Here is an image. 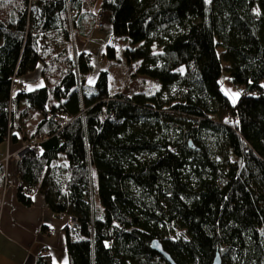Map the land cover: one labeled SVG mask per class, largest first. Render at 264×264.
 Masks as SVG:
<instances>
[{"label": "trees", "instance_id": "16d2710c", "mask_svg": "<svg viewBox=\"0 0 264 264\" xmlns=\"http://www.w3.org/2000/svg\"><path fill=\"white\" fill-rule=\"evenodd\" d=\"M95 1L0 0V146L37 120L18 202L38 193L77 220L65 264H170L154 239L175 264H264V0ZM98 13L140 63L131 76L158 91L111 92L105 70L85 85L91 58L73 36L87 40Z\"/></svg>", "mask_w": 264, "mask_h": 264}, {"label": "crops", "instance_id": "0c3cea01", "mask_svg": "<svg viewBox=\"0 0 264 264\" xmlns=\"http://www.w3.org/2000/svg\"><path fill=\"white\" fill-rule=\"evenodd\" d=\"M92 12L97 11L92 9ZM77 39L78 42L82 40ZM82 41L79 46L83 44ZM12 136L16 137L15 141L10 139L0 146V160L7 151L16 152L22 147L21 136L17 132H13ZM14 166L15 163L10 162L7 168L11 176L8 177L9 184L12 185L0 184V264H37L40 258H44L48 264H65L68 260L64 229L66 221L52 213L38 193L32 194L31 206L18 202V178ZM49 229L52 233H48Z\"/></svg>", "mask_w": 264, "mask_h": 264}, {"label": "rangeland", "instance_id": "374dc122", "mask_svg": "<svg viewBox=\"0 0 264 264\" xmlns=\"http://www.w3.org/2000/svg\"><path fill=\"white\" fill-rule=\"evenodd\" d=\"M101 6V0H96L94 4L92 5V9L95 11H99ZM83 40V41H82ZM79 40L81 46H79L78 39L73 36V46L75 47L74 49V54H76L80 49L83 48L84 51L90 54L91 58V65H92V71H90L89 75L87 76L86 80V86L87 87H93L97 75L99 74L100 71L105 70L108 72V84H109V89L111 92H125L127 89V92H144L146 94H153L159 89V83L156 80L150 79L148 77H143V76H131L132 72H134L137 67L139 66V62L132 66L130 68L127 63L124 61V55L123 51L125 49L126 43L124 39H119L115 38L112 35L111 31V25L107 23L106 27L102 30H97L94 29L90 36L87 38V40L82 39ZM219 44V41H217ZM112 46L116 49V59H110L107 57V47ZM76 50V51H75ZM224 53L223 49L221 47H217V54L220 58H222V54ZM227 64L222 62V74L219 79V83L222 87L223 92L228 95L230 99H234L237 95V92L234 88L229 87L228 85L225 84L226 78L228 76V73L226 71ZM39 73V68L35 71L33 74L34 77L38 76ZM43 80L38 79L37 82L35 83H28L26 85L27 89H34L43 86ZM126 92V93H127ZM128 92V93H129ZM177 90H174L171 94L169 95H176ZM37 120H33L32 122L27 125L28 127L25 129L24 133H28L29 127L32 128L35 125V122ZM24 134L25 138H22V147L16 152L12 153H5V155L2 157L0 164L5 167V170L10 166V162L15 163L18 161L20 158H22L29 149L32 147L35 148L37 145V140L36 139H31ZM8 142V141H7ZM39 147V145H38ZM29 148V149H27ZM26 150V153L24 154V151ZM20 151L19 154H17ZM15 169V166H14ZM9 176V175H8ZM11 177V176H9ZM12 185V184H8ZM95 185H96V179H95ZM170 229V234L171 236L174 237H182L186 238L187 235L183 229H180L178 227H175L174 229H171V226H168ZM224 264V263H223Z\"/></svg>", "mask_w": 264, "mask_h": 264}, {"label": "built area", "instance_id": "2783aa9c", "mask_svg": "<svg viewBox=\"0 0 264 264\" xmlns=\"http://www.w3.org/2000/svg\"><path fill=\"white\" fill-rule=\"evenodd\" d=\"M106 24H107L106 17L104 15H102L101 13H98L96 15V20H95L94 28L97 29V30H102V29H104L106 27ZM62 124H66V122H63ZM27 149H29V148H27ZM31 149L38 151L39 147H38V145H36L35 148L32 147ZM25 152H26V150H25ZM19 153H20V151L17 154H19ZM8 184L9 183H8L7 179H5L3 185L4 186H7ZM57 216L60 219H64L66 221V226L70 230H75L77 228V220L74 217H72V216H66V215H63V214H58ZM48 233H52V230L49 229L48 230Z\"/></svg>", "mask_w": 264, "mask_h": 264}, {"label": "water", "instance_id": "95a60500", "mask_svg": "<svg viewBox=\"0 0 264 264\" xmlns=\"http://www.w3.org/2000/svg\"><path fill=\"white\" fill-rule=\"evenodd\" d=\"M190 146L193 147L192 144H190ZM151 248L153 251L164 257L167 262H169L170 264H175L170 255L165 251L162 243L158 239H154L151 241ZM212 264H222V259L219 252H216Z\"/></svg>", "mask_w": 264, "mask_h": 264}, {"label": "bare ground", "instance_id": "6f19581e", "mask_svg": "<svg viewBox=\"0 0 264 264\" xmlns=\"http://www.w3.org/2000/svg\"><path fill=\"white\" fill-rule=\"evenodd\" d=\"M26 152L24 151V154H25Z\"/></svg>", "mask_w": 264, "mask_h": 264}]
</instances>
